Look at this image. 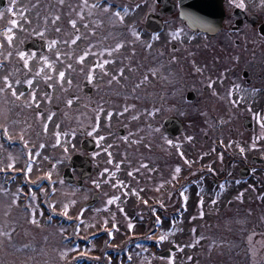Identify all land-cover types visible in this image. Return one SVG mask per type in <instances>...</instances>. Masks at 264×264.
<instances>
[{
    "label": "flooded vegetation",
    "instance_id": "1",
    "mask_svg": "<svg viewBox=\"0 0 264 264\" xmlns=\"http://www.w3.org/2000/svg\"><path fill=\"white\" fill-rule=\"evenodd\" d=\"M189 1L196 0H15L14 4L7 0V4L11 2L12 20L17 21L9 32L15 41L10 46L16 49L22 42L26 56L14 53L9 59L0 57V72L9 67L11 72L19 73L12 84L17 95L13 96L9 90L14 101L8 111L5 107L7 118L4 122L13 132L8 133L11 139L7 142L3 136H6L5 129L9 130L0 126V157L3 147L8 150V146L18 140L14 132L19 123L26 130L39 133L58 130L64 135L70 131L73 134V137L67 134L71 139L70 149L67 153L63 147L59 153L66 161L70 155L77 156V166L71 172L73 182L67 184L83 188L91 181H96L97 186L104 182L111 190L110 197H117L108 203L110 197L105 200L103 192L95 189L91 198L83 202L85 208L101 209L103 206L109 211L106 216L112 217L118 225L127 221L139 224L143 220L139 212L147 209L138 201L134 202L133 187L120 185L134 184L137 176L144 193V188L154 179L157 185L163 184L154 210L158 207L156 214L173 226L175 216L168 204L173 200L176 155L170 147L169 156H161L158 147L183 132L172 133L178 119L185 129L186 122L181 116H191L189 128L192 131H228L234 136L227 141L229 146L248 147L255 143L258 155L237 150L238 157L234 161L252 155L253 165L240 166L229 176L235 183L232 189H241L243 194L249 195L244 197L249 201L251 212V229L243 239L245 250L239 251L241 256L236 249L223 250L217 256L212 252L200 262L189 250L187 264H264V171L254 162L256 156L264 159V128L261 127L264 117V0H221V26L218 30L207 31L192 29L181 18L180 4ZM116 11L124 17L122 21L114 15ZM72 20L76 21L75 25ZM114 22L120 23L122 30H112ZM133 22L138 25L140 30L135 31L140 36L124 29ZM159 25L162 26L160 30ZM33 39H38L35 43L38 47L28 49ZM117 44L122 46L116 48ZM85 52L88 55L81 61L79 57ZM30 53L43 54L51 61V67ZM60 71L65 73L63 78L59 76ZM45 76L50 79L46 80ZM17 80L20 83L17 84ZM25 80H32V84ZM233 100L237 103L233 104ZM136 134L137 140L129 138ZM5 142L7 144L2 147ZM152 142L155 148L150 150ZM194 142L187 147L185 156L186 162L191 164ZM200 142L206 150L216 143L224 145V140L209 134H204ZM27 145L28 141L23 148ZM40 149L46 154V146ZM135 151L139 155L133 158L131 154ZM152 151L158 152L155 154L157 162L149 158ZM29 152L25 150L26 161L19 163L26 166L24 171L14 170L17 163H7L9 157L4 162L0 159V179H5L0 182L7 186L15 182L24 186L30 182L27 165L33 157L28 158ZM208 152L204 155L206 160ZM230 153L228 151V155ZM42 155L37 154V158L40 160ZM9 164L12 167H8ZM157 166L161 171H157ZM48 168L53 166L50 164ZM242 168H247L245 177ZM117 180L123 183L117 184ZM212 182L220 183L217 179ZM207 183L208 173H203L195 182L196 185ZM189 186L193 189L192 182ZM188 197L192 218L195 204L191 193ZM160 219L153 223L159 226ZM161 241L155 240L158 256L166 254L170 259L176 250L170 252L169 249L175 244L162 249ZM124 247L120 252L123 256L127 248ZM210 257L213 259L207 260Z\"/></svg>",
    "mask_w": 264,
    "mask_h": 264
},
{
    "label": "rangeland",
    "instance_id": "2",
    "mask_svg": "<svg viewBox=\"0 0 264 264\" xmlns=\"http://www.w3.org/2000/svg\"><path fill=\"white\" fill-rule=\"evenodd\" d=\"M9 5L11 2L2 10L3 15H0V30H3L0 33V57L5 59L11 58V54H18L22 51V42L18 48L14 49L13 45L10 46L7 41V35L10 34L6 30L13 26L11 24L12 14L8 11ZM32 24L33 29L36 30V22ZM124 29L140 30L136 22L130 23ZM112 30H122L120 23L114 22ZM12 42L15 43L13 40ZM32 54L30 53V55ZM41 57L45 56L34 54V58ZM5 75L9 76L13 84V80H16L19 73H13L9 67H4L0 72V87H4L2 77ZM9 90V88H5L3 92H0V102L1 99L6 102L7 111L14 101ZM6 114L1 102L0 126L7 128L8 134L12 133L13 129L4 122L7 118ZM190 117L181 116L180 118L186 122L183 132L177 138L171 139V144L167 140L158 147L161 156H169L170 147L174 149L176 155L174 174L176 178L173 179L171 191L173 200L168 204L169 208L173 209L175 216L173 226L156 214L158 207L153 210L158 206L155 200L161 195L159 190L163 188V184L157 185L152 179V183L144 188L143 193L138 184L139 177L135 176L134 184L120 185L121 187H133L136 196L134 202L138 201V204L147 209L139 212L143 220L139 224L133 223L132 228L128 227V221L123 222L124 225H118L112 217L106 216L109 211L105 210L103 206L101 209H91L82 205L86 199L91 198V193L95 189L103 192L105 200L110 197L111 190L107 185H104V182L97 186V182L91 181L83 188H78L67 184L64 180L61 174L63 168L67 166V161L59 153L63 147L68 153L69 143H71L68 135L73 137L72 132L68 131L64 135L58 130L39 133L35 130H26L19 123L14 132L16 134L14 137L18 135L17 138L21 141L19 146L12 149L9 147L8 150H6L7 147H3L2 151L4 152L0 159L4 162L9 157L7 163H13V161L17 163L16 166H13L14 170L24 171L26 166H20L19 163L26 161L23 146L28 141L26 147L30 151L28 158L33 157L27 165V167L31 165V171L27 169L30 174V182L24 186L18 182L11 186L0 182V264H162L164 261L167 264H187L189 250L199 262L209 253L214 252L217 256L223 250L234 251L236 249L238 255L241 256L239 251L245 250L243 248L244 236L251 229L249 227L251 222L249 201L244 199L249 195L248 193L243 194L241 189L239 190L236 186L234 187L237 189H232L235 183L229 176L232 172L238 171L240 166L252 164L251 156L258 155V146L255 148L252 146L243 147L244 152L247 151L252 155L234 161V158L238 157L237 150L241 148L227 144V141L234 136H230L228 131L220 133L216 129L192 131L189 128ZM204 134L224 140V145L216 143L215 146L208 147V160L205 158L207 150L200 142V138L202 139ZM188 137H192L196 141L194 147H191L194 149L192 164L187 163L185 159L187 147L193 144V140L191 142ZM129 138L138 139L137 134ZM196 143L197 145H195ZM45 146L47 147L46 154L40 149ZM262 147L264 149V142ZM149 148L150 150L155 148V143L152 142ZM228 151L231 152V156L228 155ZM158 152L152 151L149 156L150 160L157 162L155 154ZM181 152H183V156L180 155ZM37 154L44 155L39 160ZM138 155V152L135 151L131 157L136 158ZM228 156L231 157L230 160ZM50 164L53 166L52 169L48 168ZM177 165L180 167L179 172H176ZM259 165V169L264 171V163ZM157 171H161L158 166ZM203 173H208V183L196 185L195 182ZM214 179L220 183H213ZM131 181L132 179H129V182ZM190 182H192L193 189L189 186ZM188 193L192 194L195 204L192 218L191 208L187 205V200L184 199L185 196L188 197ZM201 199L203 200L202 205ZM73 201L74 203H72ZM26 202L27 205H25ZM65 205L68 206L67 215L64 214ZM201 211L203 212L202 216L200 215ZM59 214L63 218L57 220ZM33 215H35V223L32 222ZM126 215L129 219L128 214ZM157 218H161L159 226L156 222L153 223ZM130 219L132 220L131 217ZM105 220H107V224H105ZM190 221L191 227L189 226ZM70 235H74L79 240L67 241L65 237ZM159 235L166 236V239L161 241L162 249L170 244L178 246V250L173 253L170 259L165 260L158 256V249H155L157 246L155 238ZM124 246L127 248L123 256V253L120 252L122 251L121 247L125 248ZM211 259L213 258L210 257L207 260ZM216 260L219 261L218 258Z\"/></svg>",
    "mask_w": 264,
    "mask_h": 264
},
{
    "label": "water",
    "instance_id": "3",
    "mask_svg": "<svg viewBox=\"0 0 264 264\" xmlns=\"http://www.w3.org/2000/svg\"><path fill=\"white\" fill-rule=\"evenodd\" d=\"M6 0H0V9L4 7ZM181 17L186 21L187 25L193 29L198 30H218L223 19V8L221 0H196L184 2L180 4ZM160 29V28H158ZM183 128V123L178 119L176 128L173 134L180 133ZM77 156L73 155L69 159V167L65 170L64 178L73 182L71 175V167L77 166ZM255 161L262 163V159L254 158ZM243 174H247V169H243ZM81 182H79L80 184ZM95 200L92 201L94 203ZM91 203V204H92ZM175 249V247H172Z\"/></svg>",
    "mask_w": 264,
    "mask_h": 264
},
{
    "label": "snow or ice",
    "instance_id": "4",
    "mask_svg": "<svg viewBox=\"0 0 264 264\" xmlns=\"http://www.w3.org/2000/svg\"><path fill=\"white\" fill-rule=\"evenodd\" d=\"M12 3L14 4V3H15V0H12ZM93 7H94V6H93ZM105 7H106V9H107L109 6L106 5ZM240 7H241V8L244 7L243 2L240 3ZM8 11H9V12H12V6H11V5H9V7H8ZM25 11H26V10H25ZM0 15H3V12H2V11H0ZM13 15H15V13H13ZM114 15H115L117 18H119L121 21L124 19V17L121 15V13H120L119 11H116V12L114 13ZM71 23H72L73 25H75V24H76V21H75V20H72ZM11 24H12V25H16V24H17V21H16L15 19L11 20ZM133 31H134V35H136V36H140V33H139V32H137V31H135V30H133ZM6 32H11V29H10V28L7 29ZM177 32H179V29H177ZM37 35H39V33H37ZM78 38H79V37L77 36V39H78ZM12 39H13L12 35H7V41H8L9 44L12 43ZM51 43L54 44V43H56V41H52ZM49 46L51 47V44H50ZM121 46H122L121 44H117V45H116V48H120ZM105 51H106V52H110L111 49H105ZM18 55H19L20 57H25V56H26V53L23 52V51H21V52L18 53ZM33 55H34V53H33ZM59 55H60V53L58 52V53H57V56H59ZM87 55H88V53L85 52L83 55H81V56L79 57V59H80L81 61H83L84 57L87 56ZM41 59L44 60L46 63H48L49 66L51 67V61H48L46 57H41ZM24 62H25V65H27V59H25ZM107 63H108V61L105 60V61H104V64H107ZM95 66H96V65H93V67H95ZM102 66H103V65H101V67H102ZM121 71H123V69H121ZM64 75H65V73H64L63 71H60V72H59V76H60L61 78H63ZM2 79H3V81H4V87H0V92H3V91L5 90V88H9V89L11 90L12 95H13V96H16V95H17V91H16V89H15L14 87H12V81L10 80L9 76L5 75V76L2 77ZM45 79H46V80H47V79H50V77L45 76ZM89 79H91V75L89 76ZM24 82L27 83V84H29V85L32 84V80H25ZM16 83L18 84V83H20V81L17 80ZM210 86H211V82H210ZM236 87H238V86H236ZM253 91H256V90L253 89ZM20 95H23V93H20ZM229 95H231V93H229ZM240 95H241V99H243V93H241ZM32 99H33V100L35 99V93H34V92H33V94H32ZM68 103H71V100H69ZM232 103L235 104V103H237V101H236V100H233ZM111 114H112V113L109 112L108 115L111 116ZM49 118H51V117H49ZM98 126H99V125L97 124V127H98ZM261 127L264 128V117L261 118ZM93 131H95V129H94ZM5 134L7 135V130H6V129H5ZM57 135H59V133H57ZM9 139H11V137H9ZM97 139H98V140H99V139H102V137H97ZM188 139H192V137H188ZM168 143L171 144L172 141H168ZM252 147L255 148V147H257V145H256L255 143H253ZM239 150H240V152H244V148H243V147H241ZM93 155H95V153H93ZM110 155H111V154L109 153V156H110ZM180 155L183 156V152H181ZM13 163H14V161H13ZM8 167H12V164H9ZM28 170L31 171V165L28 166ZM179 171H180V167H179V165H177V167H176V172H179ZM104 172H108V169H104ZM48 175L50 176L51 174L49 173ZM93 183H96V181H93ZM122 183H123L122 181L117 180V184H122ZM221 187H223V185H221ZM53 191H55V189H53ZM133 191H135V189H133ZM34 195H35V194L33 193V196H34ZM115 199H117V197H115V196L110 197L109 200H108V203H111V202H112L113 200H115ZM184 199L187 200L188 198L185 196ZM72 203H74V201H73ZM145 203H147V201H145ZM200 203H201V205L203 204V200H202V199L200 200ZM213 203H215V201H213ZM106 206H107V205H106ZM67 207H68V206L65 205V210H64V214H65V215H67ZM153 210H154V209H153ZM200 215H201V216L203 215V212H202V211L200 212ZM32 222H33V223L36 222V221H35V215L32 216ZM157 222H159V218H157ZM105 224H107V220H105ZM128 227H129V228H132L133 225H132L131 223H129V224H128ZM61 231H63V229H61ZM157 239H158V240H164V239H166V236H165V235H160L159 237H157Z\"/></svg>",
    "mask_w": 264,
    "mask_h": 264
}]
</instances>
